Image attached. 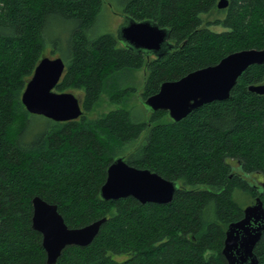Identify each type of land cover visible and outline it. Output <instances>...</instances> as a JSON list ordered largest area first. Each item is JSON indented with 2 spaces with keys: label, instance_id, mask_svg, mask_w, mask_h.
<instances>
[{
  "label": "trees",
  "instance_id": "16d2710c",
  "mask_svg": "<svg viewBox=\"0 0 264 264\" xmlns=\"http://www.w3.org/2000/svg\"><path fill=\"white\" fill-rule=\"evenodd\" d=\"M218 1L0 0V264H48L42 233L32 224L35 196L56 203L69 227L107 217L90 244L67 245L55 264H229L226 231L246 207L237 191L264 203V94L249 89L264 83V63L249 66L228 98L180 121H161L163 110L86 115L105 81L122 70L146 68L144 100L164 81L237 50L264 48V0H230L225 9ZM115 2L126 15L168 28L175 47L157 57L130 50L115 33H96L99 16ZM214 11L223 16L210 20ZM55 17L69 29L65 46L47 36ZM46 46L65 55L57 90H83L76 119L32 114L22 102ZM37 117L43 125L33 131ZM119 155L178 182L172 200L103 199L107 168ZM254 252L264 264V233Z\"/></svg>",
  "mask_w": 264,
  "mask_h": 264
},
{
  "label": "water",
  "instance_id": "95a60500",
  "mask_svg": "<svg viewBox=\"0 0 264 264\" xmlns=\"http://www.w3.org/2000/svg\"><path fill=\"white\" fill-rule=\"evenodd\" d=\"M229 3L230 0H219L217 7L225 9ZM117 38L136 53L157 57L175 47L168 28L152 19L137 20L126 14L117 30ZM263 63L264 48L237 50L214 65L191 71L177 80L164 81L159 91L143 103L152 111H168L172 120L180 121L205 103L228 98L241 74L249 66ZM65 67L61 56L41 58L22 94V102L30 113L55 121L72 120L82 115L81 100L75 93L56 90ZM249 89L264 94V83L250 85ZM177 188L178 182L150 168L131 165L125 155H119L107 168L100 195L105 200L132 196L142 203H167ZM32 204V224L42 233L48 264H55L67 245L90 244L107 219L103 217L82 227H69L56 203L35 196ZM263 233L264 203L257 197L245 207L243 218L227 228L223 254L229 264H259L254 249Z\"/></svg>",
  "mask_w": 264,
  "mask_h": 264
},
{
  "label": "rangeland",
  "instance_id": "374dc122",
  "mask_svg": "<svg viewBox=\"0 0 264 264\" xmlns=\"http://www.w3.org/2000/svg\"><path fill=\"white\" fill-rule=\"evenodd\" d=\"M115 3L116 4H113L112 7L105 8L99 16L95 28L96 33L112 32L117 34L119 26L124 23L125 14L122 11V6L117 2ZM221 16H223V13L218 11H214L208 15L210 20ZM63 24L64 23H62L61 19L58 17L52 19L50 25L48 26L47 36L50 40L60 37L62 45L65 46L69 35V29H64L65 26ZM211 28L217 32L223 30L222 26L219 24H211ZM45 54L50 57H56L59 55L53 53L49 46H46ZM61 55L63 57L65 56L64 54H60V56ZM145 71L146 68L141 67L138 69H125L115 75L112 74L109 79L105 81L100 97L93 106L92 110L86 112L87 117L96 119L117 108L132 109L135 112V115L139 117H145L144 114L148 116L152 110H150L145 103H143V99H141V96L143 95V85L145 82ZM67 91L75 93L82 102V88L70 87ZM117 93L122 95L123 98V101L120 104L116 103L113 98L118 96ZM37 118L38 120L34 122V126L32 128L33 131L40 129L43 125L44 119L41 117ZM170 118L171 117L168 114L161 121H169ZM236 199L242 206L252 204L251 202L254 200H252V197L245 196L241 191H237Z\"/></svg>",
  "mask_w": 264,
  "mask_h": 264
},
{
  "label": "flooded vegetation",
  "instance_id": "af4514ba",
  "mask_svg": "<svg viewBox=\"0 0 264 264\" xmlns=\"http://www.w3.org/2000/svg\"><path fill=\"white\" fill-rule=\"evenodd\" d=\"M152 55V54H151ZM167 113H168V111H167Z\"/></svg>",
  "mask_w": 264,
  "mask_h": 264
}]
</instances>
